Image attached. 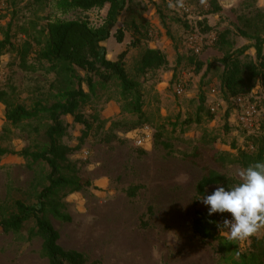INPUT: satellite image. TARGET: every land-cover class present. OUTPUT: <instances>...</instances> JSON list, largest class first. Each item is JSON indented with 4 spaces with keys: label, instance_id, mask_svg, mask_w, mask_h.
Instances as JSON below:
<instances>
[{
    "label": "rangeland",
    "instance_id": "374dc122",
    "mask_svg": "<svg viewBox=\"0 0 264 264\" xmlns=\"http://www.w3.org/2000/svg\"><path fill=\"white\" fill-rule=\"evenodd\" d=\"M48 2L4 0L0 40L7 32L16 47L27 36H40L50 11ZM169 3L120 0L121 9L108 27L109 37L99 44L110 60L127 50L124 69L142 94L146 121L142 125L153 130L144 149L133 145L134 128L130 123L137 116L121 112L123 102L114 82L104 91L97 88L91 107L83 110L86 119L96 120L90 132L71 118H63L66 132L60 142L69 149L70 171L88 186L62 200L69 222L50 221L59 234L58 244L64 250L81 253L87 264H230L238 261V256L253 253V239L264 242V232L237 241L226 238L225 228L214 240H203L192 230L195 212H208L202 198L196 197L198 181L207 171H215L241 182L236 175L239 165H221L215 158L223 154L235 159L246 145H251L250 139L264 131V85L257 81L250 92L260 101L262 128L249 137L236 127L230 115L233 98L225 99L222 94L220 63L225 54L238 52L242 64L256 61L252 38H264V0H184L183 8H170ZM107 11L105 5L83 16L90 24L100 26L106 21ZM201 21L210 28L208 33L201 32ZM117 30L123 33L121 43L115 41ZM191 37L197 40L198 53L191 48ZM153 47L162 49L167 64L142 73L141 56ZM197 64L202 67L198 69ZM44 68L24 71L14 52L0 56L4 77L0 85V148L18 153L46 145L44 132L50 121L45 116L18 126L4 119L8 108L30 110L36 104L49 107L59 91L75 88V80L69 82ZM76 75L84 77L80 71ZM178 84L183 89L181 96L174 91ZM83 88L87 90L85 85ZM211 89L216 90L214 98L220 100L213 114L209 109ZM162 142L172 151L164 149ZM48 172L46 165L16 154L1 156L0 220L15 213L17 201L34 206ZM217 187L206 188V195ZM130 190L132 196L127 194ZM227 215L213 214L216 225H222ZM33 226L29 221L19 234L0 230V264H48L40 255L41 240H28ZM224 241L226 259L217 253L218 244Z\"/></svg>",
    "mask_w": 264,
    "mask_h": 264
},
{
    "label": "trees",
    "instance_id": "16d2710c",
    "mask_svg": "<svg viewBox=\"0 0 264 264\" xmlns=\"http://www.w3.org/2000/svg\"><path fill=\"white\" fill-rule=\"evenodd\" d=\"M48 5L50 11L44 18L45 23L40 32L42 34L27 36L15 47L6 32L0 40V56L12 51L22 70L35 71L45 66L47 72L57 77L66 78L69 82L75 80L76 86L59 91L56 101L49 107L36 104L30 110L22 106L6 109L4 119L13 126L41 116H45L50 125L44 132L46 145L40 150L25 149L11 153L0 148V157L16 154L34 164L46 165L49 172L44 178L45 185L36 195V204L27 206L19 201L15 202V213L0 220V230L5 234H19L24 226L32 221L34 226L28 233V240H41L40 255L48 264H87L81 253L64 250L58 244L59 234L50 221L54 219L61 223L69 222L70 217L64 212L62 200L68 194L80 192L88 186L87 182H80L70 171L67 158L69 149L60 142L66 132L63 118H71L74 123L81 125L85 132H90L96 120L86 119L83 110L91 107L90 101L96 95L97 88L104 91L110 82H114L118 85V95L123 102L121 112L137 116V120L130 123L135 130L146 122L142 113V94L138 83L130 78L124 69L127 50L122 51L115 60H110L106 59V54L99 45L109 37L108 27L121 9L120 0H49ZM105 5H108V11L106 21L102 25L94 26L83 16V13L100 10ZM76 12L79 14L74 16ZM198 26L202 33L210 31L205 21L198 23ZM114 37L117 43H121L122 31L117 30ZM252 40L256 61L242 64L238 59L241 52L225 54L220 60L223 65L221 89L225 99L250 94L257 81L264 85V38L256 36ZM166 64L167 61L159 50L145 49L140 59V72L157 70ZM201 67V64H197L198 69ZM77 71L84 73V77H78ZM250 142L253 151H249L246 145L245 151H241L235 159L220 154L215 161L221 165L237 164L241 169L257 162L264 163V131L250 139ZM160 144L167 151H172L167 143ZM240 183L215 171H207L196 184V197L206 196L205 190L211 186H223L225 190H229ZM127 194L132 196L134 192L130 190ZM216 222L213 215L209 216L208 212L198 210L192 221L193 233L203 240H214L218 236ZM252 246L254 249L251 255L238 256V261H231L230 264H263L264 242L253 239ZM217 253L222 259H226L225 241L218 244Z\"/></svg>",
    "mask_w": 264,
    "mask_h": 264
},
{
    "label": "clouds",
    "instance_id": "9594fccd",
    "mask_svg": "<svg viewBox=\"0 0 264 264\" xmlns=\"http://www.w3.org/2000/svg\"><path fill=\"white\" fill-rule=\"evenodd\" d=\"M170 8H183L184 0H170ZM236 175L241 183L225 190L218 186L201 202L208 208V215L230 214L218 228H226L229 240L244 241L264 232V163L257 162L246 169H238ZM214 223L213 221H208Z\"/></svg>",
    "mask_w": 264,
    "mask_h": 264
},
{
    "label": "built area",
    "instance_id": "2783aa9c",
    "mask_svg": "<svg viewBox=\"0 0 264 264\" xmlns=\"http://www.w3.org/2000/svg\"><path fill=\"white\" fill-rule=\"evenodd\" d=\"M4 0H0V9L3 7ZM189 43L191 48L195 53L199 52V47L197 44V40L194 38L189 39ZM4 81V77L0 72V85ZM175 94L177 96H181L183 93V89L180 84L176 85ZM216 96V90H210V97L212 101L209 104L210 112L213 114L218 110V106L220 104V100H216L214 97ZM259 105L260 101L257 97H254L251 94L246 96H237L233 98L231 104V117L234 119L235 125L239 128L243 133L247 136L251 137L260 131L261 125L259 124ZM133 145L137 149H144V147L151 141L153 136V130L147 125H141L137 129L133 131ZM248 150L253 151L252 145H248ZM225 219H231L230 214H228ZM228 231V229H224ZM218 234L222 233L223 230L217 231Z\"/></svg>",
    "mask_w": 264,
    "mask_h": 264
},
{
    "label": "crops",
    "instance_id": "0c3cea01",
    "mask_svg": "<svg viewBox=\"0 0 264 264\" xmlns=\"http://www.w3.org/2000/svg\"><path fill=\"white\" fill-rule=\"evenodd\" d=\"M157 46V45H156ZM148 49H156L159 50L162 53V49L160 47H153V48H148ZM108 56V55H107Z\"/></svg>",
    "mask_w": 264,
    "mask_h": 264
}]
</instances>
